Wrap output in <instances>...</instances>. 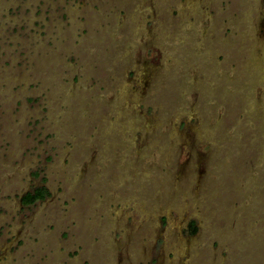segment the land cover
Here are the masks:
<instances>
[{"label": "rangeland", "instance_id": "obj_1", "mask_svg": "<svg viewBox=\"0 0 264 264\" xmlns=\"http://www.w3.org/2000/svg\"><path fill=\"white\" fill-rule=\"evenodd\" d=\"M0 264H264V0H0Z\"/></svg>", "mask_w": 264, "mask_h": 264}, {"label": "trees", "instance_id": "obj_2", "mask_svg": "<svg viewBox=\"0 0 264 264\" xmlns=\"http://www.w3.org/2000/svg\"><path fill=\"white\" fill-rule=\"evenodd\" d=\"M50 193L48 187L46 185H40L38 187H35L33 190L27 191L22 196V202L25 205H30L35 203L39 199L45 198ZM193 225V230H196V226Z\"/></svg>", "mask_w": 264, "mask_h": 264}, {"label": "flooded vegetation", "instance_id": "obj_3", "mask_svg": "<svg viewBox=\"0 0 264 264\" xmlns=\"http://www.w3.org/2000/svg\"><path fill=\"white\" fill-rule=\"evenodd\" d=\"M39 186H40V185H39ZM36 187H38V186H36ZM48 189H49V188H48ZM28 191H30V190H28ZM25 193H26V192H25ZM25 193H24V194H25ZM24 194H23V195H24ZM49 194H50V193H49ZM49 194H48V195H49ZM23 195H22V196H23ZM48 195H47V196H48ZM47 196H46V197H47ZM21 198H22V197H21ZM43 199H44V198H43ZM39 200H40V199H39ZM21 201H22V199H21ZM37 201H38V200H37ZM22 203H23V202H22Z\"/></svg>", "mask_w": 264, "mask_h": 264}]
</instances>
